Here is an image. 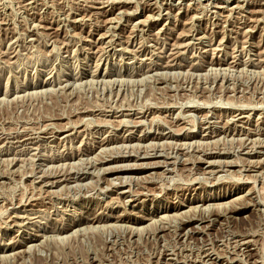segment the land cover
<instances>
[{
    "label": "rangeland",
    "instance_id": "rangeland-1",
    "mask_svg": "<svg viewBox=\"0 0 264 264\" xmlns=\"http://www.w3.org/2000/svg\"><path fill=\"white\" fill-rule=\"evenodd\" d=\"M0 264H264V0H0Z\"/></svg>",
    "mask_w": 264,
    "mask_h": 264
},
{
    "label": "bare ground",
    "instance_id": "bare-ground-1",
    "mask_svg": "<svg viewBox=\"0 0 264 264\" xmlns=\"http://www.w3.org/2000/svg\"><path fill=\"white\" fill-rule=\"evenodd\" d=\"M79 2V1H78ZM115 2V1H114ZM107 3V2H106ZM220 6V5H219ZM229 70V69H228ZM147 77V76H146ZM114 87V86H113ZM55 92V91H54ZM242 109V108H241ZM239 115V114H238ZM239 117V116H238ZM259 117V116H258ZM236 118V117H235ZM258 119V118H257ZM70 125V124H69ZM66 129V128H65ZM37 132V131H36ZM231 141V140H230ZM168 144V143H167ZM162 147V146H161ZM223 153V152H222ZM133 154V153H132ZM37 158V157H36ZM209 164V163H208ZM230 164V163H229ZM130 168V167H129ZM128 168V169H129ZM112 170V169H111ZM116 170V169H115ZM113 171V170H112ZM43 172V171H42ZM108 172H111V171H108ZM231 175V174H230ZM119 179V178H118ZM125 179V178H124ZM234 179V178H233ZM50 185V184H49ZM114 187V186H113ZM241 198V197H240ZM199 209V208H198ZM218 209V208H217ZM190 211V210H189ZM183 214V213H182ZM223 216V215H222ZM92 218V217H91ZM183 219V218H182ZM94 222V220H93ZM159 222V221H157ZM203 222V221H202ZM154 223V222H153ZM157 224V223H156ZM105 229V228H104ZM93 235V234H92ZM77 236V235H76ZM50 240V239H49ZM235 243V242H234ZM248 244V243H247Z\"/></svg>",
    "mask_w": 264,
    "mask_h": 264
}]
</instances>
